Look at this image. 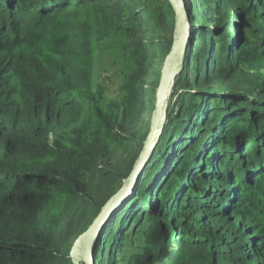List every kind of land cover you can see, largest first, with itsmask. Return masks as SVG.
<instances>
[{"label":"trees","instance_id":"trees-1","mask_svg":"<svg viewBox=\"0 0 264 264\" xmlns=\"http://www.w3.org/2000/svg\"><path fill=\"white\" fill-rule=\"evenodd\" d=\"M105 1L0 0V264H62L64 216L100 175L96 155L121 136L117 104L92 83L95 41L117 49L124 77L136 80L122 95L154 106L157 80H140L153 46L165 56L171 36L132 42L144 0H125L134 14L122 22L94 15ZM159 3L172 31L173 10ZM201 4L162 135L107 221L95 264H264V0ZM251 66L258 80L228 83ZM116 190L90 204V222Z\"/></svg>","mask_w":264,"mask_h":264},{"label":"rangeland","instance_id":"rangeland-1","mask_svg":"<svg viewBox=\"0 0 264 264\" xmlns=\"http://www.w3.org/2000/svg\"><path fill=\"white\" fill-rule=\"evenodd\" d=\"M159 2L160 0H144V3L141 4L145 8L143 7L139 11L141 17L137 20V35L132 39V42L138 40H158L163 42L172 36V17L165 13L163 9H159L160 6L158 7V5L161 4ZM189 2L191 3L190 18L196 21L203 20V5L201 4L203 0H189ZM82 12L86 19L93 16L92 9L88 12ZM93 12L97 18H101L100 16L113 17L120 22L134 14L125 0L105 1L95 5ZM94 46L96 49L99 48L101 50L98 59L94 62L92 83L96 89H106L111 106L114 103L117 104L110 116L115 123L114 126H116L114 132L121 136L118 141H107V145L96 155V159H98L96 166H99V170H101L99 172L100 175L97 174L94 181L88 183L85 197L77 202L71 211L64 216V226L58 236V242L60 243L56 249L60 257H62V264H70L68 260L66 262L64 260L69 257L73 241L75 237L85 230L90 222L93 212L90 204L97 203L98 205L102 203L107 194L113 189L120 187L121 184L119 185V182L123 173L129 165H132L137 155L135 153L138 142L148 130L149 125L152 103L149 98L136 96L132 90L130 92L125 91L123 95L121 93L123 91L122 87L129 88L130 84L135 85L136 80L124 77L117 49L108 48L110 44H103L100 39L95 41ZM158 47L156 44L153 46L151 56H149V62L152 67L150 68L149 65L144 78L140 80L142 85L151 87L156 83V80L158 81L157 71L159 65H162L163 57H165L161 52L155 54L157 51L154 49ZM234 75L238 79H231L228 83L246 84L247 82L258 80V66L247 67L244 71L236 72ZM177 92H174V94ZM174 97L171 96L170 103ZM122 137L129 138L128 142H123Z\"/></svg>","mask_w":264,"mask_h":264},{"label":"water","instance_id":"water-1","mask_svg":"<svg viewBox=\"0 0 264 264\" xmlns=\"http://www.w3.org/2000/svg\"><path fill=\"white\" fill-rule=\"evenodd\" d=\"M173 10V30L169 51L162 62L155 89L154 106L150 112L147 134L127 176L120 187L101 205L97 214L73 241L69 251L72 264H95L96 243L107 221L134 193L139 178L162 135L167 109L177 78L184 68L191 23L184 0H167Z\"/></svg>","mask_w":264,"mask_h":264},{"label":"bare ground","instance_id":"bare-ground-1","mask_svg":"<svg viewBox=\"0 0 264 264\" xmlns=\"http://www.w3.org/2000/svg\"><path fill=\"white\" fill-rule=\"evenodd\" d=\"M178 92H179V91H178ZM178 92H177V93H178ZM177 93H175V96H176Z\"/></svg>","mask_w":264,"mask_h":264}]
</instances>
